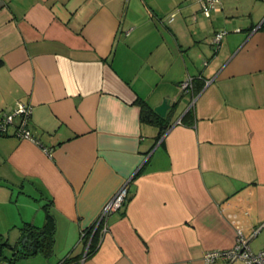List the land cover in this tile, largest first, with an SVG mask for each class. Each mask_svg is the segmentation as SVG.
I'll return each instance as SVG.
<instances>
[{
    "label": "crops",
    "instance_id": "0c3cea01",
    "mask_svg": "<svg viewBox=\"0 0 264 264\" xmlns=\"http://www.w3.org/2000/svg\"><path fill=\"white\" fill-rule=\"evenodd\" d=\"M263 23L264 0L210 15L201 0H0V114L30 104L35 138L0 134V191L28 199L21 236L47 204L56 221L52 255L18 260L227 264L204 253L232 248L238 228L262 250ZM138 98L176 102L160 139ZM124 185L88 255L84 234Z\"/></svg>",
    "mask_w": 264,
    "mask_h": 264
},
{
    "label": "built area",
    "instance_id": "2783aa9c",
    "mask_svg": "<svg viewBox=\"0 0 264 264\" xmlns=\"http://www.w3.org/2000/svg\"><path fill=\"white\" fill-rule=\"evenodd\" d=\"M203 10L210 15L212 9H219L221 0H201ZM225 31H221L215 38V43L220 47ZM216 46V47H217ZM193 80L190 79L182 84L184 89L192 87ZM32 106L24 101H18L15 109L11 112H2L0 114V134L16 135L22 138L35 139L30 128V118ZM128 196L127 185H124L120 191L104 206L103 211L97 221L98 225H103L107 230L108 218L114 212L123 209ZM85 237V234H84ZM251 236H248L242 228H238L237 241L232 248L214 249L204 253V259L208 263L223 260L227 264H232L241 260L244 264H264V248L260 251H254L250 246ZM0 264H11L9 259L0 258ZM61 264V263H60Z\"/></svg>",
    "mask_w": 264,
    "mask_h": 264
},
{
    "label": "trees",
    "instance_id": "16d2710c",
    "mask_svg": "<svg viewBox=\"0 0 264 264\" xmlns=\"http://www.w3.org/2000/svg\"><path fill=\"white\" fill-rule=\"evenodd\" d=\"M262 29H264V23L262 24ZM195 84L197 83L196 79L194 80ZM199 86L202 85L200 81H198ZM200 88V87H199ZM136 104L140 105L141 107V119L145 123H151L159 126L160 133L158 138L160 139L164 133L169 128L170 122L168 117H161L144 99L138 98L135 101ZM191 112L186 116L190 117ZM127 200V199H126ZM127 202V201H126ZM47 209V218L46 223L42 227L34 226L30 223H26L22 227L23 234L29 233L30 240L29 242L32 245L36 246V251L32 252L31 248H27L26 252L19 253L16 252L17 260L22 257H27L34 255L36 253L44 254L45 256L49 257L52 255L54 251V243H55V236H56V221L51 213L49 204L46 205ZM102 225L96 228L95 224H93L90 228H88V232L85 234V244L89 243V251L88 255L94 253L98 246L100 240ZM8 242L4 241L2 235H0V258H6L3 254V248L7 245ZM70 257H67L61 264H66L67 262L71 261ZM11 264H14L15 260H9Z\"/></svg>",
    "mask_w": 264,
    "mask_h": 264
},
{
    "label": "rangeland",
    "instance_id": "374dc122",
    "mask_svg": "<svg viewBox=\"0 0 264 264\" xmlns=\"http://www.w3.org/2000/svg\"><path fill=\"white\" fill-rule=\"evenodd\" d=\"M1 192V191H0ZM0 194V233L3 234V238L5 242H8L7 245L3 248V254L4 257L7 259H13L15 260L14 263L17 264H29L30 262H27L25 259L17 260L16 258V252L17 248L19 246V243L22 239V236L20 235V231L15 228V221L16 220V214L21 213L22 205H24L26 197L20 196V198L16 201V197L12 199L11 202H7L3 197V192ZM17 191L15 193V196H17ZM4 199V200H3ZM28 200V199H27ZM15 214V215H14ZM242 264V263H238Z\"/></svg>",
    "mask_w": 264,
    "mask_h": 264
},
{
    "label": "water",
    "instance_id": "95a60500",
    "mask_svg": "<svg viewBox=\"0 0 264 264\" xmlns=\"http://www.w3.org/2000/svg\"><path fill=\"white\" fill-rule=\"evenodd\" d=\"M220 48H218L219 50ZM176 102L172 98H167L163 101V103L155 108V111L161 116L166 117L170 111L174 108ZM30 235L29 233L23 234L22 239L20 241V245L17 248V252L23 253L26 252V249L29 247L33 251H36V246L32 245L30 242Z\"/></svg>",
    "mask_w": 264,
    "mask_h": 264
},
{
    "label": "flooded vegetation",
    "instance_id": "af4514ba",
    "mask_svg": "<svg viewBox=\"0 0 264 264\" xmlns=\"http://www.w3.org/2000/svg\"><path fill=\"white\" fill-rule=\"evenodd\" d=\"M19 245H20V243H19Z\"/></svg>",
    "mask_w": 264,
    "mask_h": 264
}]
</instances>
